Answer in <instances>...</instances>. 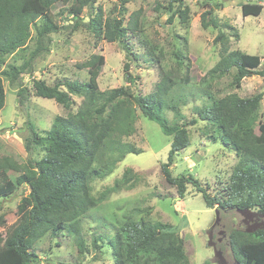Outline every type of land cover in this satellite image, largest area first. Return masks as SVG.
Instances as JSON below:
<instances>
[{"label":"trees","instance_id":"obj_1","mask_svg":"<svg viewBox=\"0 0 264 264\" xmlns=\"http://www.w3.org/2000/svg\"><path fill=\"white\" fill-rule=\"evenodd\" d=\"M93 2L0 0V67L8 56L23 50L30 39L31 28L35 29L36 46L30 60L48 51L49 35L60 29L52 12L56 5L62 4L68 5L75 26H84L97 39L121 44L126 59L123 77L130 86L134 85L139 77L129 71L130 62L134 58L126 41L128 34L136 30L140 9L130 15L131 25L124 24V4L128 0H122L118 15L114 18L103 19L102 11L97 9L93 17L83 24L80 16L86 7H92ZM216 7L220 8V5ZM159 8L168 14L167 25L173 24L176 18L181 24L189 19V9L184 0H168L166 8L156 3L155 10ZM202 10L200 25L202 29L211 27L217 30L212 43L219 45L220 50L216 64L198 80H192L187 64L186 75L182 77L175 76L171 70L161 71L154 91L148 95H135L123 86L100 90L97 78L104 65L102 55H94L78 66V69L86 70L87 82L63 80L49 86L44 81L33 80L32 88L36 96L54 100L65 108L70 107L71 96H77L81 98V104L76 112L54 117L44 135L37 133L29 122L31 136L26 148H40L44 152L43 156L24 167L15 182L9 179L5 170L0 171V197L13 194L18 187L24 186L29 190L28 195L22 197L17 205L18 221L5 229L3 237L0 235V264H38L34 245L45 236H72L78 254L82 256L86 253L82 218L110 195L134 187L130 183L132 174L129 171L114 181L113 186L102 191L98 198L91 196L89 184L93 178L109 175L126 154L139 153L136 146L123 141V138L135 133L137 111L158 124L164 135L171 137L166 162L160 164V173L164 181L175 188L179 198L184 197L187 185H191L202 194L209 209L217 205L223 212L240 208L264 214V122L257 126L260 139L256 141L250 137L253 118L263 95L258 93L241 98L236 94H228L213 99L207 91L214 80L229 75L231 70H234L231 85L235 89L240 88L246 77H264V69H259L261 57L240 50H229L230 35L224 32L226 27L221 26L213 15L214 9L202 7ZM261 11L260 4L245 3L241 6L244 17L258 16ZM228 28L232 29L231 26ZM234 36L237 37V33ZM176 59L177 66H183L179 55H176ZM29 65L30 62H26L20 69L10 67L9 71L2 72V76L8 77L10 85H14L21 71L29 68ZM190 83L205 88L204 93L211 100L210 105L196 112L197 119L213 127L217 139L237 157L223 193L213 197L206 194L197 179L190 175L173 177L170 170L176 155L189 146L187 127L194 126L197 119L185 122L179 106L170 104L167 97L176 84ZM27 93V88L18 83L16 95L19 106L26 102ZM5 98L0 76V111L4 107ZM168 111L174 114L171 123L165 118ZM8 167L13 168L11 164ZM4 223L3 218H0V226ZM98 240L99 237L93 240L96 249L101 248L97 245ZM229 243L237 263L264 264V230L252 234L232 230ZM108 244L113 264H190L182 237L169 224L145 219L133 221L130 216H126L117 225Z\"/></svg>","mask_w":264,"mask_h":264},{"label":"rangeland","instance_id":"obj_2","mask_svg":"<svg viewBox=\"0 0 264 264\" xmlns=\"http://www.w3.org/2000/svg\"><path fill=\"white\" fill-rule=\"evenodd\" d=\"M121 2L122 0H94L91 8L86 7L83 10L80 16L82 23H87L97 9L102 11L103 19L114 18L118 15ZM184 2L189 9L188 21L181 24L176 18L171 25L166 24L168 14L164 10H155L156 3L166 8L168 0H128L124 4V24L131 25L130 15L140 9L136 30L128 34L126 41L134 58L130 62L129 71L139 77L131 86L123 77L126 59L121 44L97 39L84 26H75L74 18L68 12V5H56L52 15L60 29L49 35L48 51L30 60L31 52L36 46L35 29L31 28L30 39L23 50L8 56L0 67L6 94L4 107L0 111V171L5 170L9 179L15 182L24 167L43 156L44 152L40 148H26L31 136L29 122L37 133L44 135L54 117H64L69 112H76L81 104V98L77 96H71L72 103L69 108L54 100L40 98L32 88L33 80L44 81L49 86L63 80L87 82L86 70L78 69V66L94 55L104 57V65L97 78L100 90L123 86L135 95H148L154 91L161 71L171 70L175 76L182 77L186 75L187 64L192 80H198L216 64L220 50L219 45L212 43L217 30L211 27L202 29L200 25L202 7H212L219 24L226 27L224 32L230 35L229 50H240L261 57L259 69H264V0ZM245 3L262 5L260 15L242 16L241 6ZM216 5H220V8ZM236 33L237 37L234 36ZM151 51L154 53H150ZM176 55H179L183 66H177ZM26 62H30L29 68L21 71L15 84L10 85L9 78L2 76V72L9 71L10 67L20 69ZM233 73L234 70H231L229 75L214 80L207 91L213 99L228 94L245 98L262 93L250 134L251 138L258 141L260 133L257 126L264 122V77H246L240 88L235 89L231 85ZM18 83L24 85L28 91L23 106H19L17 101ZM204 92L205 88L199 87L197 83L176 84L167 101L179 106L185 116L184 121L187 122L197 119L196 112L210 105L211 100ZM137 113L135 133L123 138V141L136 146L139 153L126 154L109 175L93 178L89 184L91 196L98 198L102 191L113 186L114 181L121 179L123 173L129 171L132 174L130 183L134 187L110 195L82 218V236L87 248L84 255L78 254L72 236H45L34 245L38 264H113L108 243L117 225L126 216H130L133 221L145 219L173 226L183 239L190 264H216L206 236L214 223L215 210L219 211L220 224L224 225L225 232V237L221 243H217V247L222 251L227 264L237 263L229 243V235L232 230L244 231L242 217L233 208L223 212L214 205L209 209L202 194L191 185H187L184 197L179 198L175 188L169 186L160 173V164L166 162L171 137L164 135L158 124L145 118L139 111ZM165 118L171 123L174 114L168 111ZM187 131L190 144L176 155L175 162L170 167L172 176H192L199 181L200 187L209 197L223 193L237 162L235 153L225 147L217 139L213 127L203 121L197 119V123L187 127ZM8 164L13 168L8 167ZM28 193V188L23 186L18 187L11 195L0 197V218L5 222L0 226L1 237L7 227L18 221L17 205ZM215 230L213 240L217 242L221 238L217 234L219 227L216 226ZM98 237L100 240L97 245L100 249L93 246V240Z\"/></svg>","mask_w":264,"mask_h":264},{"label":"water","instance_id":"obj_3","mask_svg":"<svg viewBox=\"0 0 264 264\" xmlns=\"http://www.w3.org/2000/svg\"><path fill=\"white\" fill-rule=\"evenodd\" d=\"M235 211L242 217L241 223L245 226L244 232L247 234H252L256 232L257 230H264V214L255 210L250 209H240L236 208ZM253 218H255V222L250 225V222H252ZM219 226L220 231L218 232V235L221 236V238L225 237L224 234V226L220 224V218H219V211L215 210V220L212 224L210 230L207 232V245L212 249L213 256L216 259V264H227L225 261L222 251L217 248L216 242L213 240V229ZM221 238L218 239V241L221 240ZM239 264V263H236Z\"/></svg>","mask_w":264,"mask_h":264},{"label":"flooded vegetation","instance_id":"obj_4","mask_svg":"<svg viewBox=\"0 0 264 264\" xmlns=\"http://www.w3.org/2000/svg\"><path fill=\"white\" fill-rule=\"evenodd\" d=\"M254 222H255V218H253L252 222H250V225L253 224ZM223 226H224V225H223ZM218 227H219V226H218ZM219 231H220V228H219V230L217 231V234H218ZM214 233H216L215 228L213 229V234H214ZM224 234H225V232H224ZM223 238H224V237H223ZM223 238H221L220 241H217V242H216V246H217V243H221V241H222ZM219 245H220V244H219ZM217 248H218V247H217Z\"/></svg>","mask_w":264,"mask_h":264}]
</instances>
